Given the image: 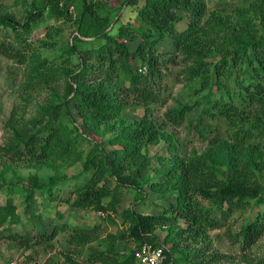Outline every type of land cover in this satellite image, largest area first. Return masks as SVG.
<instances>
[{
    "label": "trees",
    "instance_id": "obj_1",
    "mask_svg": "<svg viewBox=\"0 0 264 264\" xmlns=\"http://www.w3.org/2000/svg\"><path fill=\"white\" fill-rule=\"evenodd\" d=\"M139 4L140 0H33L22 20H16L0 6V51L25 66L26 88L49 93L44 98L46 104L39 106L34 115H28L27 104L13 107L5 124L9 137L0 145V166L9 168V162H14L56 167L60 162L81 161L82 173L91 175L84 186L74 191L69 205L99 212L113 222L110 212H115L116 193L122 186L146 198L147 191L138 183V177L142 167L149 165L148 154L140 164L136 162L142 151L146 153L149 146L163 140L172 149L173 139L165 132V124L190 126L206 138L212 131V120L225 121L229 125V144L218 145L208 158L194 156L187 160L174 155L158 172L163 180L147 181V188L175 197L177 220L186 222L181 232L194 243L206 242L209 231L228 226L240 213V232L229 235L240 245L239 262L249 263L248 252L264 236V183L252 181L250 175L254 169L264 167V0H253L231 15L211 17L204 0H145L141 7ZM123 10L134 13L135 19L121 18ZM45 15L76 27L72 42L62 47L61 66L43 50L59 45L57 37L62 28L46 25V36L32 40L35 29L44 26ZM185 20L188 28L179 31L178 25ZM167 38L177 52L167 61L176 62L182 57L186 65L184 78L195 97L168 109L164 121L158 123L155 108L165 106L168 100L163 96L167 61L157 47ZM133 42L136 48H132ZM130 107L143 110V114L107 141L122 145L113 150L115 157H110L102 141L95 140L84 153L83 143L90 139L85 130L79 133L76 114L85 127L98 135L101 124L111 129L109 122ZM222 160L227 166L225 175L217 167ZM127 163L131 169L125 167ZM68 179H39L34 175L28 182H9L7 188L10 194L17 188L26 212L38 219L32 204L36 194L52 199L56 188ZM109 179L115 182L112 190L106 186ZM108 197L111 200L106 205ZM198 197L207 205H200ZM122 215L134 221L132 230L138 246L121 264H140L136 251L144 244L161 247L153 231L156 223L168 219L141 216L132 209ZM8 223H21L13 197L0 204V230H8ZM97 230H76L70 243L95 239ZM56 232L43 234L37 244L48 243ZM9 239L29 244L31 238L10 235ZM206 250L202 256H194L196 261L189 260L186 254L183 260L166 256L163 264H204L197 259ZM211 257L215 263L228 259L219 253ZM100 259L105 263L115 261L109 255ZM256 263L264 264V259Z\"/></svg>",
    "mask_w": 264,
    "mask_h": 264
},
{
    "label": "rangeland",
    "instance_id": "obj_2",
    "mask_svg": "<svg viewBox=\"0 0 264 264\" xmlns=\"http://www.w3.org/2000/svg\"><path fill=\"white\" fill-rule=\"evenodd\" d=\"M33 0H0V6H3L5 13L13 16L16 20H22L26 12L30 10L29 6ZM145 0H140L141 7ZM208 9V16H227L239 8L248 7L253 0H204ZM73 10V9H72ZM74 11V10H73ZM122 15V16H121ZM121 18L133 21L135 14L129 10L121 12ZM44 26L37 27L32 35V40L43 39L46 36V25H54L62 28L60 43L53 49H44V54L49 56L51 60L56 62L58 66L63 65L64 57H62V47L73 40V33L76 27L72 23L64 20H53L50 16L45 15L42 19ZM179 31L188 28L187 21L178 25ZM91 41L93 39H85ZM132 48H136L135 42L131 43ZM161 53H164V59L177 56L172 40L167 38L157 47ZM65 64V63H64ZM186 65L182 61V57H178L176 62L167 61L164 65V97L168 102L165 106H157L155 108V118L158 123L164 121V114L170 108H175L179 103L188 102L193 99L190 84L184 78V69ZM25 66L17 59H11L0 51V145L4 144L9 135L6 133L5 124L10 116L14 106L28 105V115L36 114L39 106L46 104L44 98L49 93L32 91L28 89L25 77ZM65 78V77H63ZM122 85V82H118ZM57 101V103H60ZM143 110L130 107L127 111H120L116 119L109 122L111 129L107 124L100 125L99 134H94L91 129L84 126L82 119L76 114L79 133H83L89 137L90 141H84V153L92 148L95 141H102L105 149L110 153V157L114 158L113 150L120 149L122 145L115 143L108 144V140L113 139L115 135L124 129L129 122L141 117ZM80 122V123H79ZM128 122V123H127ZM126 123V124H125ZM212 131L206 134V138L201 137L194 128L190 126L172 127L164 126L165 132L173 139V147L170 150L168 143L163 140L160 144L149 146L148 151L137 159L136 165L144 159L148 154L149 165L142 167L138 183L147 191L146 198L141 199L137 190L122 186L116 193L117 201L115 212H110L113 222L108 218L102 217V214L88 209H77L69 205L68 200L73 201L74 191L85 185L86 179L91 173H82V162L75 163H58L56 167L51 164H44L38 167L30 166V164H20L9 162V168L0 166V204H6L9 197H13L18 207V214L21 223L5 225L9 228L6 231L0 230V263L7 264L9 261H16L18 264H121L124 258L131 254L138 246V239L134 235L132 228L135 223L128 217H123V212L128 209L134 210L141 216H166L167 221L156 223L153 231L156 236L158 245L164 248L166 256L170 259L180 260L182 256L188 254L189 260L196 261L194 257L197 253L202 256V251L207 249L203 257L198 258L199 262L204 264H257L260 259H264V236L256 243L253 249L248 252L249 263L239 262L242 251L240 245L233 241L229 234H238L240 232L243 217L240 213L235 214L233 219L229 221V225L208 232L206 242L199 241L194 243L192 239L181 232L186 227V222L177 220V214L173 210V202L175 197L169 194L153 193L147 186V181H162L164 176L158 172L163 168L164 164H168L175 156L192 159L194 156L207 157L208 154L215 152L218 145L230 142L229 125L222 120H212ZM95 140V141H94ZM217 141L216 143H213ZM220 161L217 167L222 168V174H227V166ZM126 168L131 169V165L127 163ZM249 173V172H248ZM37 175L40 179L48 177L66 176L69 178L67 182L56 188L52 199L48 196L37 193L33 200V209L38 219L34 218L30 213L26 212V204H23V198L19 190L16 188L12 194L9 193L7 183L28 182L30 177ZM251 179L259 180L264 183V167H258L251 172ZM107 188L114 189L115 182L109 179ZM111 198L105 199V204L110 203ZM198 202L202 206L207 203L198 197ZM168 207V211L165 208ZM214 215H217L214 212ZM98 228L93 234L97 238L89 241H74L70 243L71 236L76 235V230L88 231ZM56 232L55 237L48 243H39L38 239H42L43 234L52 235ZM181 232V233H180ZM10 235H30V243L25 241H15L9 239ZM46 241L45 239H43ZM113 248V249H112ZM174 249V250H173ZM221 254L227 257V260L219 262H211L213 255ZM111 256L115 261L105 263L104 256ZM173 262V261H172ZM208 262V263H207ZM174 264H185L182 261H176Z\"/></svg>",
    "mask_w": 264,
    "mask_h": 264
},
{
    "label": "built area",
    "instance_id": "obj_3",
    "mask_svg": "<svg viewBox=\"0 0 264 264\" xmlns=\"http://www.w3.org/2000/svg\"><path fill=\"white\" fill-rule=\"evenodd\" d=\"M136 259L140 264H163L166 254L163 247H155L151 244H144L136 251ZM1 264V263H0ZM7 264H18L16 261H9Z\"/></svg>",
    "mask_w": 264,
    "mask_h": 264
}]
</instances>
